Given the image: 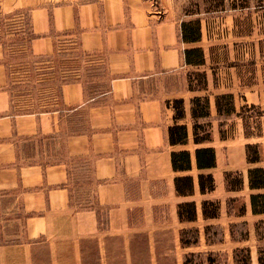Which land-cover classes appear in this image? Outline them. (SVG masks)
<instances>
[{
    "label": "crops",
    "instance_id": "crops-1",
    "mask_svg": "<svg viewBox=\"0 0 264 264\" xmlns=\"http://www.w3.org/2000/svg\"><path fill=\"white\" fill-rule=\"evenodd\" d=\"M178 1L0 0V12L19 11L28 19L32 58L48 62L69 52L75 62L47 107L19 111L0 43V196L9 197L8 209L18 213L14 231L0 221V264H185V254L200 244L221 248V239L206 242V225L223 224L230 242L255 236L256 221H244L247 239L231 238L237 221H218L227 215L225 204L219 200L218 216L204 219L201 200L218 198V180L227 194L239 191L226 188L224 172L222 179L214 172L220 165L215 136L229 137L232 115L243 122L242 105L263 107L264 54L251 52L243 42L250 36L236 32V14L248 8L193 12L200 37L187 41L181 23L189 19L176 11ZM220 26L230 32L222 35ZM193 47L202 49V63L186 61L185 50ZM248 57L253 70L247 78L237 62ZM220 93L233 95L234 111L225 121L215 105ZM195 96L209 100L208 116L197 121L207 120L210 139L198 144L192 134ZM174 99H182L184 110L176 120ZM173 123L185 125L184 143L169 142ZM202 145L212 146L216 156L215 166L204 170L215 188L205 193L193 162L194 148ZM181 149L191 154L188 170L172 168L171 152ZM261 160L260 153L258 162L246 163L263 166ZM186 174L193 192L180 195L174 177ZM187 200L196 204L195 220L178 217L177 204ZM245 213L264 215L251 213L248 198L239 214ZM191 227L198 229V241L182 245L180 232Z\"/></svg>",
    "mask_w": 264,
    "mask_h": 264
},
{
    "label": "rangeland",
    "instance_id": "rangeland-1",
    "mask_svg": "<svg viewBox=\"0 0 264 264\" xmlns=\"http://www.w3.org/2000/svg\"><path fill=\"white\" fill-rule=\"evenodd\" d=\"M230 2L231 0H224L222 2H219L218 0H179L176 2V11H178L180 14L187 15V19L191 20L196 18V16L192 15L193 12H196L200 9L224 10L230 7ZM260 2L261 0L248 1V3H250V7H248L247 10H242L236 14L239 21V23H237L238 25L236 32H242L245 35L247 34L250 36L248 37L249 40H243V42L245 44L250 43V45L253 46H250L251 52L264 54V1H262L261 5ZM223 5H225L227 8H221ZM212 16L213 13H206L203 17H207L211 20L213 19L211 18ZM228 22L229 23L227 26L230 25L229 20ZM28 24V19L21 16L19 11H11L7 13L0 12V43L3 46L4 60L7 66V80L10 83L9 86H11V90L15 97V102L18 104L15 109L19 111L25 109L38 110L47 107L58 92L59 81L63 79L65 70H67L69 66L75 65V62H73L74 57L69 52L64 54L62 53L58 55L54 61L48 62H45V60L40 62L42 58H32L27 51L30 37ZM227 26H220L218 28L219 33L224 36L226 32L229 33L230 30L226 29ZM228 38L230 39L229 34ZM216 51L218 53H223L226 50L220 49ZM237 63L239 64V71L243 76L248 78L252 74L253 70V63L251 62V59L248 57L247 61ZM260 109L264 110V105ZM240 111L241 109L239 108V112ZM256 111L257 109H249L248 113L250 115L248 114L249 116L246 117L245 121L248 126L247 131L245 130L244 117L242 115L243 122L239 119L240 117L236 115H232L227 120L226 123L232 122L233 126L231 128L229 127L230 125L227 126L221 123V125L224 127L223 129L230 128L229 131L227 129L229 137L226 140H219L218 134L215 136V144L217 145L216 148L220 157V165L216 170H214V172L219 174L221 179L223 178V172L226 169L238 171L245 177L249 164L246 163L244 159L242 148L247 141L259 142L262 158L261 164L264 166V136L260 139H257L256 137L249 138L247 136L264 134V131H262V123L264 125V111H262L263 113L260 115H256ZM223 120L225 121L226 119L223 118ZM206 121H204L205 124H207ZM224 131L225 130H223V132ZM245 131L249 134H247ZM222 182L221 180L220 182L218 180L217 189L214 195L215 198L216 196L218 197L217 199L220 200L222 204H225L227 215L223 214L218 221H237L235 222L236 224H234L233 233L236 237H239V232L243 228L241 225L242 221H256L258 219H264V215L261 216L262 218L251 216L249 213L240 215L239 207L242 203L245 204L248 198L249 191L247 186L245 185V187L237 192L227 194L223 184L224 182ZM8 202H10L9 197L0 196V221H6L3 222L4 225L9 223L7 226H5L6 229L9 231H14L16 230L14 221L18 220V213L12 209H8ZM214 227V229H216V235H212V237L215 240L220 238L223 241V243H221L222 245H220L221 248L215 247L211 248L212 250H208L200 244V247L198 248L200 250L191 251L188 252V254H185V262L187 264H235L231 250L234 249V247H248L250 249L251 256L250 264H257V247L259 245L264 247V223L260 225L261 235L259 239H257L256 235H253L246 241L238 242H230L227 240L228 231L223 224H215ZM244 227H247V225ZM212 231L213 229H211L210 233H212Z\"/></svg>",
    "mask_w": 264,
    "mask_h": 264
},
{
    "label": "trees",
    "instance_id": "trees-1",
    "mask_svg": "<svg viewBox=\"0 0 264 264\" xmlns=\"http://www.w3.org/2000/svg\"><path fill=\"white\" fill-rule=\"evenodd\" d=\"M222 2L224 0H218ZM250 0H231L228 8L244 9L250 7ZM261 0L260 5L262 4ZM259 6V5H258ZM221 8H227L225 5ZM220 8V9H221ZM181 36L184 40L195 41L200 37L199 19H192L182 21ZM185 59L187 62L193 64L202 63V49L200 47H193L185 50ZM201 75V74H200ZM203 75V73H202ZM208 97L195 96L191 99V115L194 119L192 125L193 142L198 144L210 139V131H208L205 122H198L197 118L207 117ZM215 105L219 118H227V116L234 111L233 95L232 93H220L215 96ZM174 118H181L184 115L182 99L173 100ZM241 114L244 117L245 130H248L246 117L250 114L249 109H257L256 115L262 114L261 110L256 105H242ZM247 114V115H245ZM249 114V115H248ZM245 131V132H246ZM221 136H224L223 129H220ZM249 134L248 132H246ZM169 142L171 144L184 143L186 141L187 132L184 124L173 123L168 128ZM245 157L248 163H255L260 160V148L256 142H248L245 144ZM193 162L195 167L199 170L197 173V184L199 192L205 193L214 190V177L210 171H204L215 166L216 156L215 150L212 146L202 145L196 146L193 150ZM171 165L174 170H188L192 165V158L189 150L181 149L171 152ZM247 187L250 190L248 194V204L252 214L264 213V166L254 165L247 167L246 170ZM225 186L229 190H240L243 188V175L238 171L226 170L224 171ZM175 190L180 195H188L193 192V178L191 175H177L174 177ZM219 200L217 199H202L201 200V214L204 219L218 216ZM239 212H245V204L242 203L239 207ZM177 214L180 220H195L197 217L196 204L192 200L181 201L177 204ZM246 222L242 221L243 228L239 232V237L233 233L234 224H231L230 235L233 239H247L248 230L244 227ZM264 223V219L256 220L254 224L255 235L257 239L260 238V225ZM214 225H206L204 227L206 242L212 243L216 240L212 235H216ZM213 229L212 233H210ZM218 238L217 240H219ZM198 241V229L196 227L183 228L180 232V242L182 245L195 244ZM233 260L235 264H250V249L234 248ZM257 262L264 264V247H257ZM186 264V262H185Z\"/></svg>",
    "mask_w": 264,
    "mask_h": 264
}]
</instances>
